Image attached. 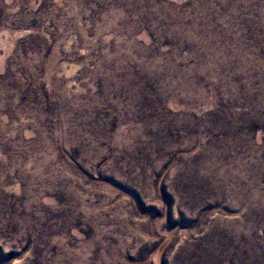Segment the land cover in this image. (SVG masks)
Instances as JSON below:
<instances>
[{
    "label": "rangeland",
    "instance_id": "374dc122",
    "mask_svg": "<svg viewBox=\"0 0 264 264\" xmlns=\"http://www.w3.org/2000/svg\"><path fill=\"white\" fill-rule=\"evenodd\" d=\"M0 264H264V0H0Z\"/></svg>",
    "mask_w": 264,
    "mask_h": 264
}]
</instances>
